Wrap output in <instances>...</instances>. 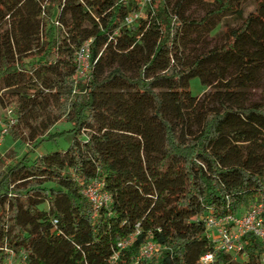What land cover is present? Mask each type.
Returning <instances> with one entry per match:
<instances>
[{"label": "trees", "instance_id": "obj_1", "mask_svg": "<svg viewBox=\"0 0 264 264\" xmlns=\"http://www.w3.org/2000/svg\"><path fill=\"white\" fill-rule=\"evenodd\" d=\"M244 1L151 0L127 25L137 0H0L7 136L36 147L64 121L75 134L32 161L0 154V264H200L204 214L264 203V97L251 103L250 91L264 72V0L245 17ZM193 3L201 18L186 15ZM225 16L240 24H222L223 43L207 48ZM95 180L111 196L97 212L81 193ZM244 240L248 262L219 252L214 264H261V244ZM146 243L158 250L142 259Z\"/></svg>", "mask_w": 264, "mask_h": 264}, {"label": "built area", "instance_id": "obj_2", "mask_svg": "<svg viewBox=\"0 0 264 264\" xmlns=\"http://www.w3.org/2000/svg\"><path fill=\"white\" fill-rule=\"evenodd\" d=\"M137 2L140 9L125 18L127 25H132L139 19L145 18V11L151 0H137ZM89 44L90 41L85 43L77 54L79 78H84L89 69ZM15 123L13 110L7 108L6 117L0 120V146L8 134V128ZM103 187V182L95 180L82 188L81 193L92 204L94 212L106 209L111 202V196L103 191ZM201 223L205 228V236L210 249L200 257V264H214L219 252L229 254L235 262H248V255L245 251L247 241L244 240L247 234L254 235L261 244L260 263L264 264V203H251L249 208L239 216L230 214L216 217L212 212H208L201 217ZM127 244V242L120 244V247H125ZM157 250L155 244L146 243L141 247L139 256L142 259H149Z\"/></svg>", "mask_w": 264, "mask_h": 264}, {"label": "rangeland", "instance_id": "obj_3", "mask_svg": "<svg viewBox=\"0 0 264 264\" xmlns=\"http://www.w3.org/2000/svg\"><path fill=\"white\" fill-rule=\"evenodd\" d=\"M207 7V6H205ZM204 7V8H205ZM256 4L254 0H245L242 4L243 16H247L250 12L255 10ZM186 15L192 19H198L203 16L202 7L199 4H188L185 7ZM219 25L209 34H205L204 39L207 48L213 46H219L223 43V33L221 26L222 24H228L231 27H237L240 24V20L233 16H225L219 20ZM189 90L192 96L201 99L204 93L209 89L205 88L199 78H192L189 82ZM251 91V103H258L264 97V72L259 74V79L256 83L250 86ZM6 117V109L0 108V120H4ZM72 126L68 122H59L50 131L52 135H57L54 139H45L44 141L39 140L38 145L34 147L36 143H28V145L21 144L19 141L13 140L10 136H6L0 146V154H5L6 152L12 150L16 155H25L28 151L30 160H34L37 157L45 156L49 153H55L58 151H66L73 139L75 134L70 132ZM15 259H10L4 264H17Z\"/></svg>", "mask_w": 264, "mask_h": 264}]
</instances>
